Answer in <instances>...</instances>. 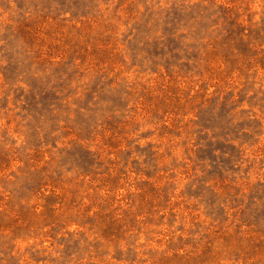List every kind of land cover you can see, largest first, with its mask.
Returning <instances> with one entry per match:
<instances>
[{
  "label": "rangeland",
  "instance_id": "obj_1",
  "mask_svg": "<svg viewBox=\"0 0 264 264\" xmlns=\"http://www.w3.org/2000/svg\"><path fill=\"white\" fill-rule=\"evenodd\" d=\"M0 264H264V0H0Z\"/></svg>",
  "mask_w": 264,
  "mask_h": 264
}]
</instances>
